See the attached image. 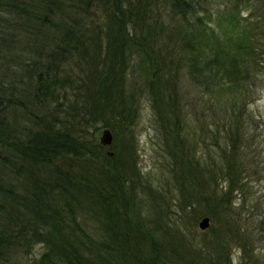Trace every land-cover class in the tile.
Wrapping results in <instances>:
<instances>
[{"label":"trees","instance_id":"1","mask_svg":"<svg viewBox=\"0 0 264 264\" xmlns=\"http://www.w3.org/2000/svg\"><path fill=\"white\" fill-rule=\"evenodd\" d=\"M260 69L264 0H0V264L35 246L32 264H199L186 231L205 216L223 232L203 246L246 253L243 221L264 233V156L241 152L239 123ZM185 79L223 116L215 131L188 126ZM145 99L166 187L138 167Z\"/></svg>","mask_w":264,"mask_h":264},{"label":"rangeland","instance_id":"2","mask_svg":"<svg viewBox=\"0 0 264 264\" xmlns=\"http://www.w3.org/2000/svg\"><path fill=\"white\" fill-rule=\"evenodd\" d=\"M243 15L244 13L240 14L241 17ZM181 91L186 104L185 111L187 113L186 119L187 123H189L188 126L191 128L196 127V129H198L201 123L206 122L211 127L210 129L215 131L216 128L222 125V115H210L209 117H204L202 115L204 110L202 109L203 104L200 99L201 92L197 87L192 86L185 79L181 83ZM245 109L246 113L242 118L243 123H239L241 133L245 134L242 141L243 148L241 149V152L244 151L245 146L247 147V145H250L251 149L254 148V151H258L260 156H264L263 69H260L259 80L252 87V94L246 101ZM101 130L102 128L95 133L97 141L99 140ZM135 130L137 160L141 173L149 178V181L154 187H166L165 184L168 180L166 171L168 157L164 150L165 146L162 142V136L155 125L150 103L146 99L141 101L139 118ZM219 143H221L222 147H225V144L222 143L221 140ZM206 147L210 152L217 154L218 148H216L213 145V142H210L209 140L205 141V146H199V151L205 152L207 150ZM257 187L259 191L264 194V181L257 184ZM173 193L174 191L171 195ZM170 209L173 211L175 210V207L171 205ZM172 217L176 218V216ZM200 219L196 222L193 229L190 228L191 231L188 229L186 231L185 229L189 237L196 235L195 248H199L201 252L199 264H264V233H254L256 230L251 220L243 221L244 223L241 225L245 232L241 242L246 243V247H248V251L243 253L239 248V244H236L235 242H231L223 248H216L215 246L210 245H208V247L203 246V239L211 237L212 231L219 234L220 232H223V230H221L222 228L220 227V224L215 225L210 218L209 226L205 230H200L198 229V222ZM253 227L254 230H252ZM30 252L32 253L21 257V264H32L34 260H37L40 257L43 250L40 246H35L33 251Z\"/></svg>","mask_w":264,"mask_h":264},{"label":"water","instance_id":"3","mask_svg":"<svg viewBox=\"0 0 264 264\" xmlns=\"http://www.w3.org/2000/svg\"><path fill=\"white\" fill-rule=\"evenodd\" d=\"M99 144L104 147H110L113 142V136L108 128H103L100 132ZM109 156H112L110 151L107 152ZM209 226V218L207 216L202 217L198 222V229L205 230Z\"/></svg>","mask_w":264,"mask_h":264}]
</instances>
